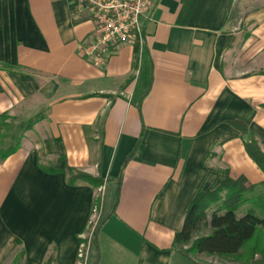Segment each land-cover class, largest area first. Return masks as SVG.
<instances>
[{
  "label": "crops",
  "instance_id": "obj_1",
  "mask_svg": "<svg viewBox=\"0 0 264 264\" xmlns=\"http://www.w3.org/2000/svg\"><path fill=\"white\" fill-rule=\"evenodd\" d=\"M144 24L142 48L96 66L79 50L94 22L69 0H0V141L4 119L24 122L0 159V264H80L105 186L65 166L122 175L98 264H195L174 239L198 191L264 180L245 147L264 151V0H154Z\"/></svg>",
  "mask_w": 264,
  "mask_h": 264
},
{
  "label": "trees",
  "instance_id": "obj_2",
  "mask_svg": "<svg viewBox=\"0 0 264 264\" xmlns=\"http://www.w3.org/2000/svg\"><path fill=\"white\" fill-rule=\"evenodd\" d=\"M10 67L15 68L14 65ZM5 117L3 115L2 119ZM234 123L246 131L243 122ZM22 127L26 129V125ZM2 143L3 138L0 145ZM19 146L20 143L17 142L8 148L0 147V159L4 160ZM245 147L264 171V151L258 139L253 137L245 143ZM136 148L137 145L129 153L125 163L133 156ZM50 171L56 169L52 168ZM62 171L70 175L71 181L82 179L95 188L105 186L104 191L98 193L103 196L100 198L97 195L94 203V206L100 208V220L93 230L90 247L86 245L91 249L88 264H98L99 235L106 218L115 213L122 175L110 179L107 184L101 176H93L70 166H65ZM111 189L113 191L110 192ZM109 198L110 205L106 209ZM79 240L84 242V238ZM174 248L186 256L191 253H206L231 258L239 264H264V180L251 183L244 176L233 178L227 172L216 188L200 189L190 204L182 228L175 235ZM51 260L53 257H50L48 263Z\"/></svg>",
  "mask_w": 264,
  "mask_h": 264
},
{
  "label": "built area",
  "instance_id": "obj_3",
  "mask_svg": "<svg viewBox=\"0 0 264 264\" xmlns=\"http://www.w3.org/2000/svg\"><path fill=\"white\" fill-rule=\"evenodd\" d=\"M154 0H69L74 14L84 13L94 22L89 39L79 44L80 52L96 66H106L123 44L142 48L146 39L144 19ZM85 236V234H84ZM80 264H88L89 248L81 242Z\"/></svg>",
  "mask_w": 264,
  "mask_h": 264
},
{
  "label": "rangeland",
  "instance_id": "obj_4",
  "mask_svg": "<svg viewBox=\"0 0 264 264\" xmlns=\"http://www.w3.org/2000/svg\"><path fill=\"white\" fill-rule=\"evenodd\" d=\"M245 2H248L250 5H254L256 3V0H245ZM249 5H247L248 9ZM4 123L6 124L4 127V138H3V143L0 145V147L3 148H8L10 145H12L15 141L19 142L20 137L19 133L23 132L21 128V123H24L22 121L16 120V119H4ZM103 194L98 195V197H102ZM100 208L96 205L93 215H92V220L89 224V227L87 228L85 232L84 238V243L86 245H91L92 239H93V230L100 220ZM209 231V229L207 230ZM88 248V246H86ZM89 252L91 254V249L89 248ZM190 257L195 259V264H239L235 260H232L231 258H226L218 255H209L206 253H201V254H196V253H191L189 255Z\"/></svg>",
  "mask_w": 264,
  "mask_h": 264
}]
</instances>
